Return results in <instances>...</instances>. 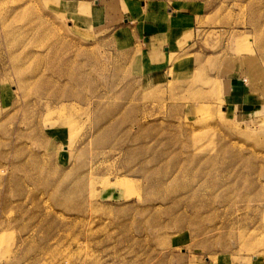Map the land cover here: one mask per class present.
<instances>
[{"label": "rangeland", "instance_id": "374dc122", "mask_svg": "<svg viewBox=\"0 0 264 264\" xmlns=\"http://www.w3.org/2000/svg\"><path fill=\"white\" fill-rule=\"evenodd\" d=\"M94 1L0 0V264H264V0Z\"/></svg>", "mask_w": 264, "mask_h": 264}, {"label": "crops", "instance_id": "0c3cea01", "mask_svg": "<svg viewBox=\"0 0 264 264\" xmlns=\"http://www.w3.org/2000/svg\"><path fill=\"white\" fill-rule=\"evenodd\" d=\"M83 1V0H79ZM104 1L106 6L115 8L116 2L119 0H101ZM100 0H95L96 4H101ZM127 4L128 17H131V22L135 23L136 30L139 35L153 48L158 49L162 40L171 41L183 32V27H186V19L181 13H175L171 10L167 13H172V16L166 17L165 12L159 8L160 3H165L164 0H124ZM86 3V2H85ZM89 3V2H88ZM68 11L76 8L78 12L89 13L92 10L85 4L79 3L74 6L73 2H62ZM159 8V9H156ZM165 15V16H164ZM181 36H179L180 38ZM178 38V40H179ZM169 41V42H170Z\"/></svg>", "mask_w": 264, "mask_h": 264}]
</instances>
